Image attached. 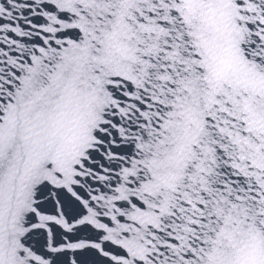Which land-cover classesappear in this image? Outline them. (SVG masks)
Segmentation results:
<instances>
[{
    "label": "snow or ice",
    "instance_id": "obj_1",
    "mask_svg": "<svg viewBox=\"0 0 264 264\" xmlns=\"http://www.w3.org/2000/svg\"><path fill=\"white\" fill-rule=\"evenodd\" d=\"M0 264H264V0H0Z\"/></svg>",
    "mask_w": 264,
    "mask_h": 264
}]
</instances>
